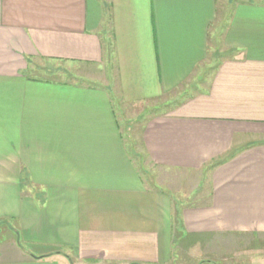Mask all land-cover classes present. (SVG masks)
Here are the masks:
<instances>
[{
  "label": "crops",
  "instance_id": "1",
  "mask_svg": "<svg viewBox=\"0 0 264 264\" xmlns=\"http://www.w3.org/2000/svg\"><path fill=\"white\" fill-rule=\"evenodd\" d=\"M226 3L0 0V264H170L264 235V0ZM43 60L106 72L46 78ZM114 95L176 101L140 141L158 166L207 167L206 202L148 185Z\"/></svg>",
  "mask_w": 264,
  "mask_h": 264
},
{
  "label": "rangeland",
  "instance_id": "2",
  "mask_svg": "<svg viewBox=\"0 0 264 264\" xmlns=\"http://www.w3.org/2000/svg\"><path fill=\"white\" fill-rule=\"evenodd\" d=\"M218 1L220 9L223 4L225 6L227 4L226 0ZM51 66H54L53 71L55 72L50 73L49 69H53ZM57 66L60 67L58 68ZM78 67L81 66H67L65 63H57L53 65L51 62L43 60L42 70H39L36 73L42 77H58L59 79H65L68 82L82 81V79L78 78L82 75L88 80H92L94 78L104 79L105 70H100V72L94 73L92 69L89 70V68L82 71V74L77 72L78 76H76V78L69 79L72 73L75 74V72L80 69ZM60 69L63 71L65 70L66 74L60 72ZM101 76L103 78H101ZM106 78L109 81L110 74ZM100 81L102 80H99L98 82ZM105 83L106 82H104V84ZM114 99L118 108L121 124L126 133L128 146L130 147V151L134 154L135 162L142 177L148 185L152 188L169 192L172 196L174 204L176 203L178 207L181 205L206 202V200L209 199L210 194V182L207 167L204 170H198L195 172H183L176 169L158 166L149 159L140 141V126L143 122L151 115L162 113L170 107H173L176 105V101H171L172 99L170 101L168 99H160L156 101L138 103L123 102L120 104L119 97L114 95ZM0 227L2 230L3 228H9L10 226L6 227L3 225L1 226L0 224ZM178 229H180L179 225ZM7 231L8 230L3 229L4 233L0 232V237H3V235L6 237ZM181 236L182 234L180 233L177 238L179 239ZM178 242L181 243L180 245H186L182 247H187L186 249L190 248L188 245H195L191 239H183V241L177 240L176 243ZM208 243L211 245V248L208 247L201 249L200 247L198 250L191 248L192 253H187L186 255L181 254L184 250H178L170 264H264V235L262 234H235L218 236L208 241Z\"/></svg>",
  "mask_w": 264,
  "mask_h": 264
}]
</instances>
